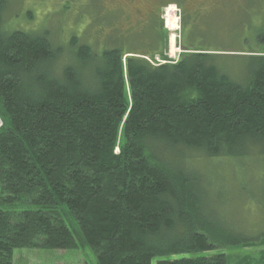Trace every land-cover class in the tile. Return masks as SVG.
I'll return each instance as SVG.
<instances>
[{
  "label": "trees",
  "instance_id": "16d2710c",
  "mask_svg": "<svg viewBox=\"0 0 264 264\" xmlns=\"http://www.w3.org/2000/svg\"><path fill=\"white\" fill-rule=\"evenodd\" d=\"M8 1L0 264H14L16 250L85 248L94 264H264V245L256 258L233 252L254 244L209 210L195 161L264 149V52L236 56L241 81L218 67L231 55L184 46L177 63L154 66L116 44L97 51L76 37L55 45L47 31H5Z\"/></svg>",
  "mask_w": 264,
  "mask_h": 264
},
{
  "label": "rangeland",
  "instance_id": "374dc122",
  "mask_svg": "<svg viewBox=\"0 0 264 264\" xmlns=\"http://www.w3.org/2000/svg\"><path fill=\"white\" fill-rule=\"evenodd\" d=\"M175 1H168L159 18L155 19L143 14L142 0L140 3H128L127 0H9L3 14V30L47 31L55 45L68 44L76 37L97 51L102 46L116 44L125 52L146 55L155 65L177 63L187 53L181 46L231 55L219 58L218 67L232 80H243L244 62L236 56L254 50L264 52V45L255 43L264 33V0ZM169 6H176L174 10L181 12L180 17L177 13L180 28L176 32V44L179 49L176 48L173 56L169 53L170 33L164 23V10ZM160 51L162 55L157 54ZM256 150L257 154L248 155L250 150L237 161L227 158L206 163L195 157L197 168L209 179L204 187L209 210L212 213L223 211L228 220L237 225L238 231L254 244L233 252L255 258L264 245V149ZM220 221L227 223L225 219ZM95 262L96 255L90 248L14 252V264Z\"/></svg>",
  "mask_w": 264,
  "mask_h": 264
},
{
  "label": "bare ground",
  "instance_id": "6f19581e",
  "mask_svg": "<svg viewBox=\"0 0 264 264\" xmlns=\"http://www.w3.org/2000/svg\"><path fill=\"white\" fill-rule=\"evenodd\" d=\"M167 8V7H166ZM176 9V8H175ZM164 23L166 29L169 31V53L171 56L176 53V32L179 30L178 16L173 8H169L164 13ZM150 60V59H149ZM1 126L2 123L0 122Z\"/></svg>",
  "mask_w": 264,
  "mask_h": 264
},
{
  "label": "flooded vegetation",
  "instance_id": "af4514ba",
  "mask_svg": "<svg viewBox=\"0 0 264 264\" xmlns=\"http://www.w3.org/2000/svg\"><path fill=\"white\" fill-rule=\"evenodd\" d=\"M128 3H140L141 0H127ZM145 5V10L143 12L146 13L147 16L153 18H159V14L162 11L163 7L166 5L168 1L171 0H142ZM175 1V0H172ZM175 3H179L175 1ZM146 11V12H145Z\"/></svg>",
  "mask_w": 264,
  "mask_h": 264
}]
</instances>
